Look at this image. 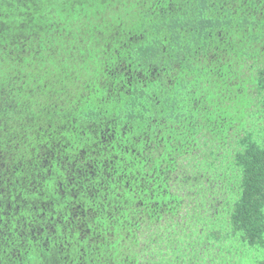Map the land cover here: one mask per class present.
<instances>
[{
	"label": "trees",
	"instance_id": "16d2710c",
	"mask_svg": "<svg viewBox=\"0 0 264 264\" xmlns=\"http://www.w3.org/2000/svg\"><path fill=\"white\" fill-rule=\"evenodd\" d=\"M263 242L264 0H0V264Z\"/></svg>",
	"mask_w": 264,
	"mask_h": 264
},
{
	"label": "rangeland",
	"instance_id": "374dc122",
	"mask_svg": "<svg viewBox=\"0 0 264 264\" xmlns=\"http://www.w3.org/2000/svg\"><path fill=\"white\" fill-rule=\"evenodd\" d=\"M262 124V122H259ZM234 258L229 264H264V242L254 246H243L234 253ZM233 256H230V260Z\"/></svg>",
	"mask_w": 264,
	"mask_h": 264
}]
</instances>
